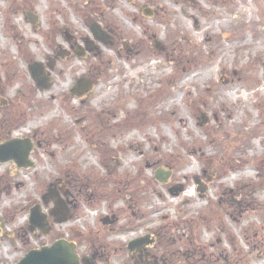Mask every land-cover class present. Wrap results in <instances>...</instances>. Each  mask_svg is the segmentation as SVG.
Returning a JSON list of instances; mask_svg holds the SVG:
<instances>
[{
    "label": "rangeland",
    "instance_id": "1",
    "mask_svg": "<svg viewBox=\"0 0 264 264\" xmlns=\"http://www.w3.org/2000/svg\"><path fill=\"white\" fill-rule=\"evenodd\" d=\"M96 23L114 45L98 47ZM85 41L83 58L58 57ZM80 78L93 86L77 99ZM16 137L34 167L0 164V214L27 236L0 264L63 239L135 264L128 243L150 234L175 264H264V0H0V144ZM54 182L73 215L37 237L30 210Z\"/></svg>",
    "mask_w": 264,
    "mask_h": 264
},
{
    "label": "water",
    "instance_id": "2",
    "mask_svg": "<svg viewBox=\"0 0 264 264\" xmlns=\"http://www.w3.org/2000/svg\"><path fill=\"white\" fill-rule=\"evenodd\" d=\"M92 32L97 39L108 43L107 37L97 25L92 26ZM30 72L32 78L35 80L40 89L47 90L50 88L51 85L48 84L49 79L44 77L42 65L35 64L30 68ZM78 86L76 94L73 93V95L82 97L84 94L89 92L92 87V83L87 79H83L78 82ZM31 150L32 145L28 140H15L8 142L5 145H0V161H15L19 167L32 166V163L29 161ZM169 176L170 174H165L161 171L156 173V179L160 182H165ZM53 186L54 185L50 186L48 194L44 197V199L46 201H48V199L54 200L55 208L51 211V215L55 218L56 223L63 224L68 221L70 212L62 199L59 197L56 188H53ZM200 191L204 192L205 189H201ZM40 210L39 206L32 209L30 228L32 231L38 229L41 233L47 234L50 231V226L46 215L42 214ZM147 243V240H136L130 243L129 248L132 251H140ZM74 249L75 246L73 244L60 241L55 243L52 247L44 248L41 251H31L18 264H80L79 257L74 253Z\"/></svg>",
    "mask_w": 264,
    "mask_h": 264
},
{
    "label": "flooded vegetation",
    "instance_id": "3",
    "mask_svg": "<svg viewBox=\"0 0 264 264\" xmlns=\"http://www.w3.org/2000/svg\"><path fill=\"white\" fill-rule=\"evenodd\" d=\"M187 1H192V3H196V0H187ZM210 2H212L213 0H209ZM103 29L104 31H106V35L108 36L110 45H114L116 43V38L114 36V32L111 31L109 28L104 27L103 25ZM68 40V39H67ZM72 40H75V37L72 36L71 38H69L68 42H71ZM84 46V47H83ZM86 47V41L84 43V45H79V43L77 42V45H70V48L68 51L65 52L67 57L72 56V53L78 52L80 51V49H84L85 50ZM130 52V51H129ZM7 184H2L0 183V197L1 194H4L9 188H7ZM17 187H20L19 185H17ZM13 188V187H12ZM51 205L53 206V201L50 200L49 203H44V206L46 208V213H48L49 215V221L51 222V220H53L54 218L50 216V209L52 208ZM28 230L32 233V235H35L37 237L40 236H49V234L52 233L53 231V224H52V229L49 231V233L47 234H42L39 230L36 231H31V229L29 228L28 225ZM26 236H27V232H24V229L22 230H11L8 228L7 225V219L4 216V213L0 214V247L4 245L5 243H8L10 245L11 248H18L19 246H23V244L25 243L26 240ZM58 240V239H57ZM56 242V240H54ZM59 241V240H58ZM55 242H53L52 244H54ZM152 245H147L146 247H144L142 250H140L137 253L131 252L130 255V260L134 261L135 264H168V257L166 252H163L162 254H158L155 253V250L157 248H159V245L157 243V240L153 237L152 240ZM50 245H38L37 247H33L32 249H36V250H40L44 247L47 246H51ZM77 247L75 249V253L79 255L80 260H81V264H95L96 262H98L97 260H99V262L103 259L102 258V253H100L97 250H92V259H90L87 254H84L80 251V246H78V244H76ZM29 250V251H30ZM28 252V251H27ZM26 255V254H25ZM23 255V257L25 256ZM22 257V258H23ZM21 258V259H22ZM21 259H19L18 261H15L13 264H17Z\"/></svg>",
    "mask_w": 264,
    "mask_h": 264
},
{
    "label": "bare ground",
    "instance_id": "4",
    "mask_svg": "<svg viewBox=\"0 0 264 264\" xmlns=\"http://www.w3.org/2000/svg\"><path fill=\"white\" fill-rule=\"evenodd\" d=\"M129 13H130V12H129ZM197 24H198V28H199V27H200V24H199V23H197ZM204 79H205V78H204ZM237 92H238V89H236V90H235V92H233V94H235V95H236V94H237ZM223 107L226 109V107H227V104H224V105H223ZM181 122H182V119H181ZM183 122L185 123V121H184V120H183Z\"/></svg>",
    "mask_w": 264,
    "mask_h": 264
}]
</instances>
